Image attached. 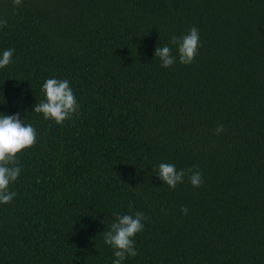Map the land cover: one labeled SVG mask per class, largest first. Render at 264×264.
Listing matches in <instances>:
<instances>
[{
	"label": "trees",
	"instance_id": "trees-1",
	"mask_svg": "<svg viewBox=\"0 0 264 264\" xmlns=\"http://www.w3.org/2000/svg\"><path fill=\"white\" fill-rule=\"evenodd\" d=\"M0 19V114L37 134L0 204V264H112L103 234L136 211L122 264H264V0H0ZM193 27L194 61L162 68L155 48L176 56ZM52 78L79 104L62 125L33 112ZM160 163L202 186L170 189Z\"/></svg>",
	"mask_w": 264,
	"mask_h": 264
},
{
	"label": "clouds",
	"instance_id": "clouds-1",
	"mask_svg": "<svg viewBox=\"0 0 264 264\" xmlns=\"http://www.w3.org/2000/svg\"><path fill=\"white\" fill-rule=\"evenodd\" d=\"M13 8L21 6L22 0H11ZM7 21L0 19V28L6 27ZM200 36L198 29L193 27L183 37L171 38L170 43L176 46L177 55L172 54V49L165 45L156 47L154 57L161 62L162 68H169L177 62L190 65L199 48ZM14 49H7L0 54V68L12 63ZM44 99L35 104L33 112L41 114L43 119L54 121L56 125H62L65 120L70 119L78 110L79 104L70 87L69 81L59 79H47L41 88ZM224 131V126L218 125L216 133ZM36 130L31 124H25L20 119V114H0V204H8L16 193L9 191V185L15 182L21 172L17 157L19 154L34 146L36 143ZM158 180L166 184L170 189H175L177 184L183 183L187 175L190 184L199 188L203 184L201 172L193 171L192 168L177 171L175 165L160 163L158 168L153 169ZM131 208L132 205L130 204ZM183 215H187L188 209H180ZM147 217L143 211L133 214H116L108 231L103 234V244L113 250L114 259L112 264H122L128 258H135L138 251L134 244V237L143 231Z\"/></svg>",
	"mask_w": 264,
	"mask_h": 264
}]
</instances>
